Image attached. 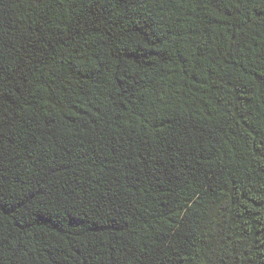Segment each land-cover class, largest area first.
I'll return each mask as SVG.
<instances>
[{"label": "trees", "instance_id": "16d2710c", "mask_svg": "<svg viewBox=\"0 0 264 264\" xmlns=\"http://www.w3.org/2000/svg\"><path fill=\"white\" fill-rule=\"evenodd\" d=\"M0 264H264V0H0Z\"/></svg>", "mask_w": 264, "mask_h": 264}]
</instances>
